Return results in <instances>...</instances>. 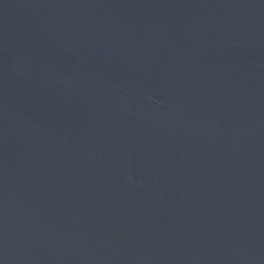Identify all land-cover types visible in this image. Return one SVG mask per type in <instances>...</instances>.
<instances>
[{"label": "water", "instance_id": "obj_1", "mask_svg": "<svg viewBox=\"0 0 264 264\" xmlns=\"http://www.w3.org/2000/svg\"><path fill=\"white\" fill-rule=\"evenodd\" d=\"M0 264H264V0H0Z\"/></svg>", "mask_w": 264, "mask_h": 264}]
</instances>
